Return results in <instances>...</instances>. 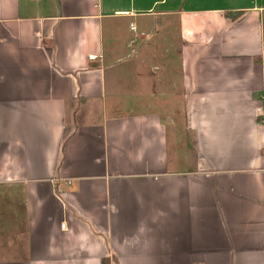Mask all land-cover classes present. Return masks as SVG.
<instances>
[{"label": "crops", "instance_id": "0c3cea01", "mask_svg": "<svg viewBox=\"0 0 264 264\" xmlns=\"http://www.w3.org/2000/svg\"><path fill=\"white\" fill-rule=\"evenodd\" d=\"M0 264H264V0H0Z\"/></svg>", "mask_w": 264, "mask_h": 264}, {"label": "rangeland", "instance_id": "374dc122", "mask_svg": "<svg viewBox=\"0 0 264 264\" xmlns=\"http://www.w3.org/2000/svg\"><path fill=\"white\" fill-rule=\"evenodd\" d=\"M174 61V60H173ZM173 61H171V63H172V66H173V64H175V62H173ZM177 62V61H176ZM147 64H148V66H147V68H151V69H153V68H155V60L153 59V60H148L147 61ZM168 64H170V62H168ZM172 97H173V104H172V106L171 107H175V105H177V106H179L180 108H181V95H175L174 93L172 94ZM164 107H169L167 104L164 106ZM178 108V107H177ZM165 109V108H164ZM173 110H168L169 111V113L170 112H172L173 114H176L177 112V110H175L174 108H172ZM179 109V108H178ZM179 111H181V109H179ZM172 114V115H173Z\"/></svg>", "mask_w": 264, "mask_h": 264}, {"label": "built area", "instance_id": "2783aa9c", "mask_svg": "<svg viewBox=\"0 0 264 264\" xmlns=\"http://www.w3.org/2000/svg\"><path fill=\"white\" fill-rule=\"evenodd\" d=\"M130 29H131V30H135V26H134L133 23H130ZM94 57H95L94 54H89V55H88V58H90V59H91V58H94ZM63 225H64V224H61L62 227H63Z\"/></svg>", "mask_w": 264, "mask_h": 264}, {"label": "trees", "instance_id": "16d2710c", "mask_svg": "<svg viewBox=\"0 0 264 264\" xmlns=\"http://www.w3.org/2000/svg\"><path fill=\"white\" fill-rule=\"evenodd\" d=\"M226 14H227V16H229V17H231V18H234V17H236L237 15H239L240 12L236 11V12H234L233 14H231L230 12H226Z\"/></svg>", "mask_w": 264, "mask_h": 264}]
</instances>
